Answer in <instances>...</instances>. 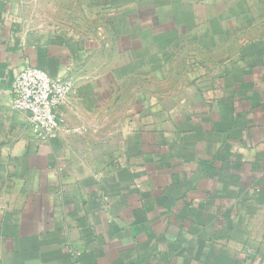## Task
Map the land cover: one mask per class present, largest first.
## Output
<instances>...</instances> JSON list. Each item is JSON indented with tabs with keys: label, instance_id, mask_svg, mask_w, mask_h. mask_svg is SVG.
I'll return each mask as SVG.
<instances>
[{
	"label": "crops",
	"instance_id": "obj_1",
	"mask_svg": "<svg viewBox=\"0 0 264 264\" xmlns=\"http://www.w3.org/2000/svg\"><path fill=\"white\" fill-rule=\"evenodd\" d=\"M196 14L0 0V264H264V33ZM29 67L74 85L53 141L12 107Z\"/></svg>",
	"mask_w": 264,
	"mask_h": 264
},
{
	"label": "built area",
	"instance_id": "obj_2",
	"mask_svg": "<svg viewBox=\"0 0 264 264\" xmlns=\"http://www.w3.org/2000/svg\"><path fill=\"white\" fill-rule=\"evenodd\" d=\"M72 92L73 84L66 78L55 79L44 70L29 67L13 82L12 107L28 116L34 137L45 143L57 138L59 110Z\"/></svg>",
	"mask_w": 264,
	"mask_h": 264
},
{
	"label": "rangeland",
	"instance_id": "obj_3",
	"mask_svg": "<svg viewBox=\"0 0 264 264\" xmlns=\"http://www.w3.org/2000/svg\"><path fill=\"white\" fill-rule=\"evenodd\" d=\"M174 2L179 3L181 7L195 3L197 10L196 15L198 18L205 17L206 15L209 16V14L219 15V13L222 16L229 18L237 17L238 14H241L242 17V15L246 12V16H248V14L253 15L255 19H253V25L250 26H247L250 23V21L241 22L242 23L240 27L241 30L239 31L240 34L245 32L259 33V34L264 33V0H174ZM250 3H251L250 8H253V11L247 10L248 4ZM211 4L212 6H210ZM172 9L174 15L177 16L182 15L183 12L182 9H177L176 6L175 8ZM169 20H171L170 16H169ZM229 24H230L229 32L234 33V35L238 34L239 33L237 32V29L239 28L238 24L234 21H230ZM162 28L167 32L173 28V23H171L170 21L162 25ZM183 46L185 47L183 50L187 49V46L185 45ZM73 89H74V85H73Z\"/></svg>",
	"mask_w": 264,
	"mask_h": 264
}]
</instances>
